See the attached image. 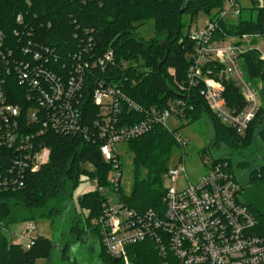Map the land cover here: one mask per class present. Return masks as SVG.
<instances>
[{
    "label": "trees",
    "instance_id": "trees-1",
    "mask_svg": "<svg viewBox=\"0 0 264 264\" xmlns=\"http://www.w3.org/2000/svg\"><path fill=\"white\" fill-rule=\"evenodd\" d=\"M224 2L0 0V33L3 37L0 49L5 56L3 60L0 56L1 77L4 79L6 102L21 106L18 129L31 132L42 124L38 121L31 124L28 119L31 111L38 112L42 106L31 86L19 84V69L30 71L37 66L66 81L74 74V66L84 61L88 62V69L75 101L81 107L84 124L91 129L89 139L80 134L57 133L50 127L42 134L35 135L33 145L35 149H49L48 161L35 172H25L21 187L0 191V264H34L39 258H45L48 262L55 253L60 255L59 258H67L70 264H75L74 258L70 261L69 252L77 248L87 234L92 236L98 249L99 264H120L106 254L101 245L99 227L92 223L102 211L104 198L98 190L78 196L79 206L87 213L83 217V225L75 215L69 216L67 243L63 246L43 236H34L30 247L25 248L20 243H8L4 234L7 224L14 220L48 217L54 223V218H58L64 208L70 207L72 190L83 175L97 178L99 185L107 184L110 166L99 152V145L103 142L100 130L104 118L91 99V92L97 86L116 84L129 100L147 109H162L169 100L185 99L188 107L182 118L194 122L202 115H208L213 126V137L200 152L204 165L208 157L216 164H225L236 181L234 167H250V162L243 159L246 151L252 147L253 152L255 149V152H259L260 148L264 151V58L255 45L238 54L245 78L258 88L261 101L243 134L222 123L209 110L199 92L200 86L189 87L186 84L190 65L188 53L194 45L189 36L191 24L201 10L209 14V20L216 17ZM251 9H255V16H252L253 13L247 17L239 15L237 23L220 19L213 38H240L243 34L264 38V5L252 6ZM183 15H188L190 21L185 33ZM148 18L153 19L156 35L144 40L137 35L136 27ZM108 50L114 52L115 59L102 69L98 59ZM36 51L41 53V58H34ZM208 68L215 70L213 65H208ZM37 79L43 83L42 76ZM222 82L226 105L236 112L240 111L245 105L241 93L232 81L224 79ZM27 93L35 95L36 101H28ZM121 101L116 111L117 125L135 123L144 118V114L133 109L125 99ZM0 125L1 128L5 127L1 118ZM175 131L154 124L148 132L126 143V149L132 156L133 183L128 193L120 187V194L128 206L138 213L150 208L163 210V176L168 169L170 153L177 144ZM213 149L224 152L215 157ZM263 151L258 153L262 158ZM234 156L236 160H233ZM12 157V149L0 146V171L3 174H8ZM258 159L254 158L256 164L249 169L247 181L262 191L264 163ZM243 190L241 187V192ZM245 194L247 204L257 219V230L264 235V199L252 188ZM126 250L132 264H162L151 239L128 245Z\"/></svg>",
    "mask_w": 264,
    "mask_h": 264
},
{
    "label": "built area",
    "instance_id": "built-area-1",
    "mask_svg": "<svg viewBox=\"0 0 264 264\" xmlns=\"http://www.w3.org/2000/svg\"><path fill=\"white\" fill-rule=\"evenodd\" d=\"M237 2L238 0H225L216 17L210 19L204 27L189 30L194 45L188 53L190 65L186 84L189 87L200 86L199 92L209 110L222 123L243 134L261 101L258 88L245 78L238 54L247 49L242 47L244 42L256 35L213 38L220 19L226 20L229 14L239 17L241 10ZM17 19L20 20V16ZM2 38L0 33V45ZM238 41L243 44L237 45ZM0 56L2 60L5 59L1 49ZM261 56L264 58L263 53ZM34 58H41V53L36 51ZM114 59V52L108 50L98 59V65L103 69ZM120 64L124 68V62L121 61ZM208 65H213L215 70L208 68ZM87 69V61L78 63L74 66V74L66 81L37 66L30 71L19 69V84L31 86L42 106L38 112L31 111L28 116L31 124L38 121L42 123L41 126L35 131L23 132L18 129L21 106L6 102L0 65V118L2 124H5L4 128L0 125V146L12 149L14 153L8 174L0 171V191L21 187L24 173L37 171L40 163L47 160L49 149H35L33 139L48 127L57 133L80 134L85 139L90 138L91 129L84 124L81 107L75 101L85 82ZM38 76L43 77L42 84L38 81ZM224 79L233 82L245 101L238 112L227 106L223 98ZM26 95L28 101L35 100V95ZM91 99L104 118L100 130L103 142L99 145V152L104 162L110 166L108 184L99 185L97 178H94L104 199L101 214L92 223L99 227L101 245L108 256L120 264H132L126 247L151 239L162 264H264V235L257 230L258 223L252 210L239 201L241 187L225 168V164H216L208 157L205 161L207 171L197 182L188 180L186 187L179 190L163 185L161 211L150 208L138 213L128 206L120 194L122 164L116 144H126L128 140L148 132L154 124L168 128L166 124L171 115L182 118L188 107L185 99L169 100L162 109L142 108L129 100L116 84L95 87L91 92ZM124 99L133 109L142 112L144 118L135 123L117 125L116 111ZM175 139L178 145H183L176 133ZM182 172L185 173V168L180 163L175 167H168L165 175L173 181ZM107 188L109 193L104 192ZM34 231V224L26 221L25 229L20 235L23 247H30Z\"/></svg>",
    "mask_w": 264,
    "mask_h": 264
},
{
    "label": "rangeland",
    "instance_id": "rangeland-1",
    "mask_svg": "<svg viewBox=\"0 0 264 264\" xmlns=\"http://www.w3.org/2000/svg\"><path fill=\"white\" fill-rule=\"evenodd\" d=\"M264 5V0H238L237 6L241 10V17H247L250 13L255 16V9L252 10V6ZM213 11L211 15L214 13ZM226 20L232 23H237L238 17H233L231 14L227 15ZM182 21L184 23L183 31H187V24L189 21L188 15H183ZM209 21V14L204 10H201L196 15L194 22L191 24L190 30L196 27H204ZM136 33L139 37L144 40H149L153 38L155 34L154 23L152 18H148L143 22H139L136 27ZM255 45L261 53L264 54V38L262 36H252L248 38L242 47L249 48ZM208 115H202V117L194 122H188L184 118H179L175 115H171L167 120L166 126L169 130L176 129V135L182 139L183 145L176 144L171 153L168 161V167H175L176 165L183 163L185 168V173L179 174L173 181L170 180L166 175L163 176V185L165 187H175L176 189H183L188 184V180L192 183L197 182L202 174L207 171V167L201 158L200 152L207 145V142L213 137V126ZM116 150L120 156L121 160V186L123 190L128 193L133 183L132 178V156L126 149L125 143H117ZM256 151V149H255ZM253 152V147L251 150L246 151L243 159L250 162V167L246 169L234 167V172L237 177V182L240 187L244 190L239 192L238 198L242 203L247 204L248 198L246 194L250 188L254 190V193L263 197L264 190H258L256 185H250L247 181V174L249 169L255 166L254 158H259V161L264 163V158H262L258 153L261 154L262 148L259 152ZM221 150L213 149L212 154L215 157H219ZM264 152V151H263ZM44 153V152H43ZM236 160V156L233 157ZM46 161H42L40 167L46 164ZM144 174V172H143ZM108 175V173H107ZM188 179H187V177ZM108 184V181H107ZM262 188V187H261ZM100 190L98 183L94 178L88 176H81L78 184L72 190L70 207L68 209L64 208L62 213L58 218H54V223L51 218L39 217L32 220H14L7 224L4 234L8 243H20L22 242L20 235L25 229L26 221H31L35 226L34 236H43L50 240L56 241V245L63 246L67 243L68 237V223L69 216L75 215L80 219V224L83 225V217L86 215L87 211L82 209L78 204V196L82 195L84 192ZM264 189V188H262ZM105 193H109V189H104ZM248 205V204H247ZM92 236L90 234L86 235V239L79 243L77 248H73L69 252V257L71 262L73 258L75 259V264H99L98 261V249L95 248L94 242L92 241ZM95 238V237H94ZM97 239V238H96ZM66 242V243H65ZM59 254L55 253L50 261L47 262L45 258H39L34 264H70L67 260L59 258Z\"/></svg>",
    "mask_w": 264,
    "mask_h": 264
},
{
    "label": "water",
    "instance_id": "water-1",
    "mask_svg": "<svg viewBox=\"0 0 264 264\" xmlns=\"http://www.w3.org/2000/svg\"><path fill=\"white\" fill-rule=\"evenodd\" d=\"M115 262L117 261V260H114Z\"/></svg>",
    "mask_w": 264,
    "mask_h": 264
}]
</instances>
